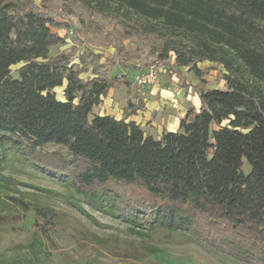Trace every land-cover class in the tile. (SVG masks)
I'll return each mask as SVG.
<instances>
[{
	"label": "trees",
	"instance_id": "1",
	"mask_svg": "<svg viewBox=\"0 0 264 264\" xmlns=\"http://www.w3.org/2000/svg\"><path fill=\"white\" fill-rule=\"evenodd\" d=\"M95 1L101 11L145 19L157 60L174 58L169 74L182 86L194 76L198 84L190 87L201 106L186 109L176 132L151 133L132 120L146 111L141 93L133 95L136 74L113 75L114 60L101 63L102 53L82 50L69 20L3 0L0 191L25 185L4 174L10 156L19 155L138 237L180 233L240 262L264 264V0ZM56 47L65 48L53 54ZM203 63L214 66L204 70ZM209 70L224 87L211 86ZM123 85L122 116L102 113L109 91ZM15 191L6 194L8 204L35 216L29 247L42 246L40 234L49 238L59 227L58 213Z\"/></svg>",
	"mask_w": 264,
	"mask_h": 264
},
{
	"label": "rangeland",
	"instance_id": "2",
	"mask_svg": "<svg viewBox=\"0 0 264 264\" xmlns=\"http://www.w3.org/2000/svg\"><path fill=\"white\" fill-rule=\"evenodd\" d=\"M14 1L26 9L47 8L57 20L72 22L74 31L83 41L82 50L88 47L102 53L104 57L101 63H106L107 58L114 60L116 66L113 67V75H123V72L137 75L158 62L154 52L158 41L147 30V21L139 16L125 19L110 10L101 11L95 0H71V3L64 0ZM56 32L65 36L67 31L59 29ZM261 44L264 48V38ZM64 48H54L53 54ZM173 62L174 58L171 57L168 64L172 66ZM211 66L214 65L203 63L200 68L208 70ZM167 67V70L158 69L156 83L139 91L134 86L133 95L140 92L150 99L151 94L146 91H157L167 85L173 89L181 87L183 90L179 88L178 95L181 92L196 93L190 87L192 83L198 84L193 75H188L185 80L186 89L177 75L169 74L170 67ZM17 68L12 67L14 75ZM206 78L212 87L225 85L224 81L218 80L215 70H209ZM57 95L62 98V89L57 90ZM108 95L101 112L120 118L127 88L123 85L111 89ZM190 106L191 102L184 99L176 107H165L164 112L176 115L181 108ZM154 112H151L150 124L156 122ZM141 113L138 114V122ZM142 125L151 133L155 132V128L148 123ZM249 169V164L245 162V172ZM4 174L25 185L0 191V201H3L0 205V264H247L207 244L191 242L180 233L156 231L147 237H138L130 232L126 224L93 208L72 189L32 169L19 155L10 156ZM16 188L25 192L26 199L34 205L53 208L59 216V227L53 230L49 238L40 234L43 245L37 244L34 249L29 247L31 242H35L34 233L37 232L33 226L34 214L8 204L6 194L17 196ZM154 248H159V251L152 252Z\"/></svg>",
	"mask_w": 264,
	"mask_h": 264
},
{
	"label": "crops",
	"instance_id": "3",
	"mask_svg": "<svg viewBox=\"0 0 264 264\" xmlns=\"http://www.w3.org/2000/svg\"><path fill=\"white\" fill-rule=\"evenodd\" d=\"M182 89L181 87H179ZM179 88L173 89L172 87H165L163 89H159L157 91H146V93L151 94V98L148 99L145 97V94H141L146 102V111H143L141 115V120L138 122L137 119L139 116H133L132 120L137 121L138 123L146 124L151 120V112L155 110L156 113L155 119L156 122L152 121L149 126H153L155 128L154 133H161L164 128L168 131L176 132L180 126V119L185 116L187 108H181L176 115L168 114L164 112V108L173 106L176 107L178 104L182 103L185 99L188 102H191V106H194L197 110H199L201 106V102L199 96L196 93L190 94L187 92L180 93ZM183 90V89H182ZM109 96V95H108ZM109 115L108 113H105ZM144 120V121H142ZM152 130V128H151Z\"/></svg>",
	"mask_w": 264,
	"mask_h": 264
},
{
	"label": "built area",
	"instance_id": "4",
	"mask_svg": "<svg viewBox=\"0 0 264 264\" xmlns=\"http://www.w3.org/2000/svg\"><path fill=\"white\" fill-rule=\"evenodd\" d=\"M168 62L166 61H158L151 65L148 69L138 73L132 78V84L135 86L138 91L141 89H144L146 87H149L151 84L156 83L158 79V69H168L167 65Z\"/></svg>",
	"mask_w": 264,
	"mask_h": 264
}]
</instances>
